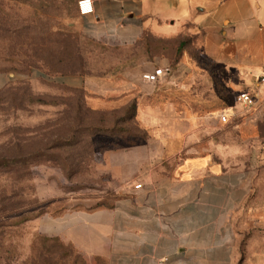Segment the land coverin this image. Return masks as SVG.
Wrapping results in <instances>:
<instances>
[{
	"label": "rangeland",
	"instance_id": "374dc122",
	"mask_svg": "<svg viewBox=\"0 0 264 264\" xmlns=\"http://www.w3.org/2000/svg\"><path fill=\"white\" fill-rule=\"evenodd\" d=\"M82 25L78 0H0V264H109L53 233L81 209L130 205L141 178L132 169L114 176L110 151L120 162L142 143L147 106L219 117L238 103L230 75L194 47L175 61L169 38L173 73L148 82L158 56L91 37ZM263 205L264 186L238 218L240 264L264 263Z\"/></svg>",
	"mask_w": 264,
	"mask_h": 264
},
{
	"label": "crops",
	"instance_id": "0c3cea01",
	"mask_svg": "<svg viewBox=\"0 0 264 264\" xmlns=\"http://www.w3.org/2000/svg\"><path fill=\"white\" fill-rule=\"evenodd\" d=\"M91 2L93 13L79 9L82 28L91 37L142 45V56H158L159 67L171 66L165 50L173 37L175 61L194 47L230 75L235 93L249 92L255 103L226 108L227 123L212 112L177 115L147 106L142 143L125 150L120 157L127 159L120 162L110 151L107 162L118 178L126 169L141 178L130 205L81 209L63 217L62 229L50 224L48 229L109 264L243 263L238 218L264 186V0ZM134 153L141 160L131 161Z\"/></svg>",
	"mask_w": 264,
	"mask_h": 264
},
{
	"label": "built area",
	"instance_id": "2783aa9c",
	"mask_svg": "<svg viewBox=\"0 0 264 264\" xmlns=\"http://www.w3.org/2000/svg\"><path fill=\"white\" fill-rule=\"evenodd\" d=\"M78 4H79V9L82 14L93 13V7H92L91 0H81L78 2ZM171 74H172V68L169 66H166V67L157 68L153 72L145 73L143 75V79L148 82H158L162 78L168 77ZM260 81L264 83V75L260 78ZM237 102L239 105L243 106L244 108H249L255 103V99L251 93L241 92L239 93L237 97ZM219 120L222 123H227L228 122L227 115L225 113L221 114L219 116ZM134 188L140 189L141 184H137Z\"/></svg>",
	"mask_w": 264,
	"mask_h": 264
},
{
	"label": "trees",
	"instance_id": "16d2710c",
	"mask_svg": "<svg viewBox=\"0 0 264 264\" xmlns=\"http://www.w3.org/2000/svg\"><path fill=\"white\" fill-rule=\"evenodd\" d=\"M183 47H184V45H181V46H180V48H179V50H178V53H179V54H180L181 50L183 49ZM178 57L180 58L179 55H178ZM132 109H136V105H135V103L133 104ZM118 120H120V119H118ZM100 130H104V129L100 128Z\"/></svg>",
	"mask_w": 264,
	"mask_h": 264
}]
</instances>
